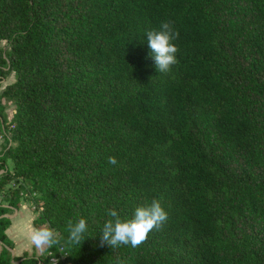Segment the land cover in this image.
Returning <instances> with one entry per match:
<instances>
[{"label": "trees", "instance_id": "16d2710c", "mask_svg": "<svg viewBox=\"0 0 264 264\" xmlns=\"http://www.w3.org/2000/svg\"><path fill=\"white\" fill-rule=\"evenodd\" d=\"M165 21L167 74L146 36ZM1 41L0 194L20 208L29 182L34 227L64 239L12 256L0 202V264H264V0H0ZM154 199L168 219L146 242L100 246L109 209Z\"/></svg>", "mask_w": 264, "mask_h": 264}, {"label": "clouds", "instance_id": "9594fccd", "mask_svg": "<svg viewBox=\"0 0 264 264\" xmlns=\"http://www.w3.org/2000/svg\"><path fill=\"white\" fill-rule=\"evenodd\" d=\"M146 36L148 47L151 50L150 55L154 58L158 73H169L172 66L177 63L178 47L174 41L179 37V32L174 31L171 21H165L158 29L147 31ZM108 163L116 165L118 161L112 156L108 158ZM107 215L109 219L104 222L100 233V246L106 244L112 249L120 246L139 247L146 242L153 229L159 230L168 219V214L158 199L138 206L131 218H121L115 209H109ZM65 230L68 233L66 243L82 245L87 238L85 233L88 231V222L83 217L75 222L69 220ZM28 239L37 251H41L48 247L61 245L64 238L52 228L40 226L30 230Z\"/></svg>", "mask_w": 264, "mask_h": 264}, {"label": "rangeland", "instance_id": "374dc122", "mask_svg": "<svg viewBox=\"0 0 264 264\" xmlns=\"http://www.w3.org/2000/svg\"><path fill=\"white\" fill-rule=\"evenodd\" d=\"M0 44H1V46L3 48H8V45H7L6 41H1ZM14 78H15V74L12 73L11 75H9L5 80H3L0 83L1 84L0 93L8 84L13 82ZM4 105H5V109H6V112L8 114V117L12 118L13 114H14V111H15V106H16L15 103L12 102L11 99H6V101L4 102ZM0 142H1L0 143V152H1L3 150V148H5L6 143H7L6 138L4 136L2 137L1 134H0ZM12 184L13 183H11V185ZM13 186L14 187H20L22 189V191H23L21 193V199H20L21 200V207L20 208H13V207L11 208L10 206H8V204H7L8 202L3 200V195L2 194H0V202L2 204H4L5 206L10 207V208H8L9 209V213L7 215H8V217L13 218L14 222L20 221V219H26V217L28 216L29 222L31 221L30 223H32L33 220L39 214V211H37L35 209V202H34V200L37 198V195L30 191L29 182L15 183ZM20 225H22L21 227H19V236L21 238L18 239V242L26 241V242L31 243L29 241V239H28V234H29V232L31 230L30 229L31 226H28V224L24 223V222L21 223ZM2 248H4V244H2L0 242V251L2 250ZM34 249H35V251H33V253L29 252V251H28V253L30 255H37V252H39L38 255H40V254L43 253V250H44L43 249L41 251H37L35 247H34ZM9 253L12 256H16L17 255L15 253V249L9 250Z\"/></svg>", "mask_w": 264, "mask_h": 264}, {"label": "crops", "instance_id": "0c3cea01", "mask_svg": "<svg viewBox=\"0 0 264 264\" xmlns=\"http://www.w3.org/2000/svg\"><path fill=\"white\" fill-rule=\"evenodd\" d=\"M1 143V142H0ZM3 170H1V172H2ZM5 216H8V215H5ZM12 219V221H13V223H12V225H11V227H9L8 228V230H7V233L9 234V236L13 239V241L15 242V253L17 254V255H21V254H23L25 251H29V252H32L33 253V251H35V249H34V246L31 244V243H29V242H26V241H20V242H18V239H20L21 237L19 236V227H21L22 225H20L21 223H27L28 224V226H31V228L30 229H32V228H35L34 226H33V222L32 223H30L29 222V219H28V216L26 217V219H20V221H17V222H14V219L13 218H11ZM26 242V243H25ZM47 248H45L44 250H43V252L46 250ZM38 253L39 252H37V255H38Z\"/></svg>", "mask_w": 264, "mask_h": 264}, {"label": "built area", "instance_id": "2783aa9c", "mask_svg": "<svg viewBox=\"0 0 264 264\" xmlns=\"http://www.w3.org/2000/svg\"><path fill=\"white\" fill-rule=\"evenodd\" d=\"M53 262H54V263H56V262H57V259H56V258H54V259H53Z\"/></svg>", "mask_w": 264, "mask_h": 264}]
</instances>
